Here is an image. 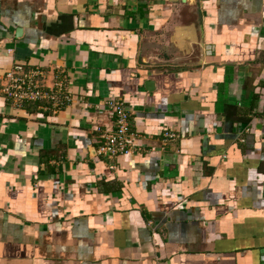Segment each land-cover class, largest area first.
Returning <instances> with one entry per match:
<instances>
[{"label": "crops", "instance_id": "crops-1", "mask_svg": "<svg viewBox=\"0 0 264 264\" xmlns=\"http://www.w3.org/2000/svg\"><path fill=\"white\" fill-rule=\"evenodd\" d=\"M15 64L71 100L0 95V264H264V0H0Z\"/></svg>", "mask_w": 264, "mask_h": 264}, {"label": "built area", "instance_id": "built-area-1", "mask_svg": "<svg viewBox=\"0 0 264 264\" xmlns=\"http://www.w3.org/2000/svg\"><path fill=\"white\" fill-rule=\"evenodd\" d=\"M42 75L39 69H25L23 64H15L6 72L0 73V95L16 106L36 102L56 113L71 100L66 82L56 78L52 87L46 89L39 82ZM106 105L115 117V129L103 134L104 142L99 153L111 161L119 155L129 154L138 134L130 128V108L122 98H108ZM165 136L170 138L176 134L166 132Z\"/></svg>", "mask_w": 264, "mask_h": 264}, {"label": "water", "instance_id": "water-1", "mask_svg": "<svg viewBox=\"0 0 264 264\" xmlns=\"http://www.w3.org/2000/svg\"><path fill=\"white\" fill-rule=\"evenodd\" d=\"M193 25L191 26H178L176 28V33L174 34L172 41L177 44L181 49L185 46V42L183 41V35L191 33L194 40H197V37L195 36Z\"/></svg>", "mask_w": 264, "mask_h": 264}]
</instances>
